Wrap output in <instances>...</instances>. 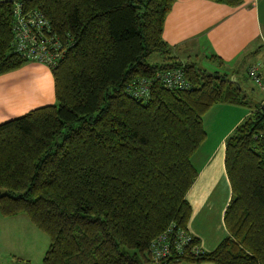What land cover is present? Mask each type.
I'll return each mask as SVG.
<instances>
[{
	"label": "trees",
	"instance_id": "obj_1",
	"mask_svg": "<svg viewBox=\"0 0 264 264\" xmlns=\"http://www.w3.org/2000/svg\"><path fill=\"white\" fill-rule=\"evenodd\" d=\"M174 1L0 2V75L28 63L12 47L15 3L41 12L64 49L50 69L55 103L0 124V212L24 214L47 234L42 264H264V96L253 100L233 74L179 61L162 38ZM173 68L184 70L188 89L156 80L146 102L127 92ZM218 104L250 111L225 141L228 235L197 254L193 238L156 263L151 242L170 227L187 230L191 158Z\"/></svg>",
	"mask_w": 264,
	"mask_h": 264
},
{
	"label": "crops",
	"instance_id": "obj_2",
	"mask_svg": "<svg viewBox=\"0 0 264 264\" xmlns=\"http://www.w3.org/2000/svg\"><path fill=\"white\" fill-rule=\"evenodd\" d=\"M162 38L182 63L196 65L193 59L202 54L233 74V79L241 68L246 77L248 66L264 65V0H243L238 7L175 0L164 20ZM55 101L52 73L43 65L26 63L0 75V124ZM249 112L242 106L218 104L203 117L206 137L191 158L197 177L186 200L191 207L187 230L204 252L215 250L228 235L223 220L231 197L224 167L225 141Z\"/></svg>",
	"mask_w": 264,
	"mask_h": 264
},
{
	"label": "built area",
	"instance_id": "obj_3",
	"mask_svg": "<svg viewBox=\"0 0 264 264\" xmlns=\"http://www.w3.org/2000/svg\"><path fill=\"white\" fill-rule=\"evenodd\" d=\"M12 47L28 63H36L51 69L63 57L64 49L53 33L49 22L39 11L23 12L20 3H15L12 20ZM246 76L249 81L264 95V65L254 63L248 66ZM166 89L183 90L190 87L182 68L157 71L153 78H140L132 81L127 87L129 95L146 102L151 97L153 81ZM194 237L188 230L172 231V227L158 235L150 244V255L154 262L167 257L171 249L178 253L191 244ZM197 254L200 246L191 247Z\"/></svg>",
	"mask_w": 264,
	"mask_h": 264
},
{
	"label": "rangeland",
	"instance_id": "obj_4",
	"mask_svg": "<svg viewBox=\"0 0 264 264\" xmlns=\"http://www.w3.org/2000/svg\"><path fill=\"white\" fill-rule=\"evenodd\" d=\"M193 61L200 70L229 75L225 68L218 67L202 54L199 59ZM244 72L241 68L237 76L241 88L251 95L253 100H260L261 94L252 91L253 84L249 79H245ZM242 107L249 111L247 107ZM48 246L47 234L38 229L26 215L5 217L0 212V264H42Z\"/></svg>",
	"mask_w": 264,
	"mask_h": 264
},
{
	"label": "water",
	"instance_id": "obj_5",
	"mask_svg": "<svg viewBox=\"0 0 264 264\" xmlns=\"http://www.w3.org/2000/svg\"><path fill=\"white\" fill-rule=\"evenodd\" d=\"M14 0H0L2 3H13ZM233 83H235L237 86H239L238 82L234 81L233 78L231 79ZM261 109L264 113V104L261 106Z\"/></svg>",
	"mask_w": 264,
	"mask_h": 264
}]
</instances>
